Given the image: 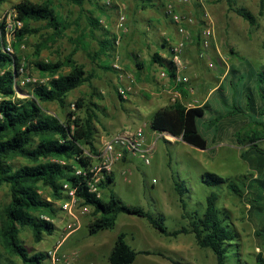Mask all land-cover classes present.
I'll return each instance as SVG.
<instances>
[{"label": "rangeland", "instance_id": "rangeland-1", "mask_svg": "<svg viewBox=\"0 0 264 264\" xmlns=\"http://www.w3.org/2000/svg\"><path fill=\"white\" fill-rule=\"evenodd\" d=\"M23 1L50 4L66 24L71 26L62 38L54 43L48 42L39 58L35 54L37 45L43 44L52 34L43 27V24H31L32 28L42 29L38 35L27 36L16 46L17 41H12V54L21 58L23 68L17 84L24 91L18 89L17 97H28V85L47 83L50 80L48 75H43L34 67L33 62L64 60L78 49L74 59L89 73H95L92 85L86 84L73 91L68 96L66 109L56 103L44 104V107L64 120L69 109L75 110L78 98L82 97L88 102L92 100L94 93L101 94L102 99L95 97L96 102L101 106L98 112L100 119L96 137L99 149L109 136L121 133L129 126L132 130L136 128L129 123L119 125L124 108L129 109L132 103H140V106L148 109L150 98L145 97L148 94L145 88L151 85L152 79L146 69L152 64L151 57L155 52H162L166 58H169L170 48L181 39L176 26L168 16L169 7L194 19L195 22L188 26L193 37L183 54L182 76L189 80L184 86L189 96L182 101L187 107L211 105V99L207 96L216 84L215 78L223 77L229 68V76L232 75L231 79L235 81L236 86L234 97L232 95L223 98L218 95L213 98L218 109H215L213 113L208 110L206 117L200 122L202 135L208 141V149L204 151L179 141L180 139L173 138L174 142H170L169 135L157 133L152 136L150 118L159 108L148 109V111L145 109L137 118L131 114L132 110L128 111L127 121L131 120L137 126L146 124L144 126L146 138L151 137L149 144L154 140L156 143L150 165H146L139 158H133L128 165L125 162L113 165L115 183L112 189L123 203L143 208L159 219L171 232L189 225V220L182 216L183 208L174 188L176 180L184 182L187 188L184 199L186 211L189 213L194 210L203 211L207 197L212 193L220 194V204L228 212L239 236L237 251L228 255L227 264H253L256 254L262 249L259 248L262 242L255 236L256 230L262 225L249 217V206L244 200L231 195L224 186L206 185L204 175L209 172L236 179L252 171L264 169V157L261 160L260 154L247 153L250 146L238 145L234 137V134L241 132L242 129L253 131L260 129L261 126L256 125L253 120L264 122V116H260L259 113L263 107L260 95L264 97V84H259L256 76V73L264 72V10L262 13L261 0H232L233 9H244L257 18V25L254 27L234 12L226 0H152L154 5L146 9L142 6V0H92L86 1L82 7L66 0H7L0 9V18ZM101 6L103 11L100 10ZM123 15L126 17L125 31L120 27ZM88 16L97 18L101 22L102 31H96V35L98 38L103 37V40H110L111 57L103 56L97 62H93L92 55L100 47L98 40H95L91 34ZM208 25H213L215 28V38L212 40L208 57L202 59L200 58L201 46L197 38ZM210 62H214L212 67L209 66ZM100 65L113 67L114 71H105ZM153 65V69L158 73L156 76L160 77L162 69L159 65ZM235 70H242L247 82L238 83L237 77L241 73ZM69 71V68H65L62 72L66 74ZM253 73L254 78L251 77ZM121 74L125 77L122 82L127 86L126 88L132 86L129 92L130 102H127L124 97L123 99L119 97V87H123L120 80ZM126 76L132 79H127ZM202 81H204L203 86L200 84ZM245 86L246 97L244 98L243 95H239L238 89ZM186 88L191 89L192 92ZM247 97H250L252 101H247ZM243 102L249 104L248 117L227 119L220 124L226 125L229 122V125L213 127L215 125L211 119L218 115L215 111L226 113L232 109L233 105L243 108L245 107ZM253 105L256 111L252 110ZM208 130L210 131L207 132ZM214 136H216L215 139ZM257 146L264 151V140L258 142ZM19 163L25 162L21 160L16 162V164ZM124 171H131V173L124 176ZM102 193L103 198H106L109 191L106 189ZM41 194L43 198L52 201L49 189L42 188ZM8 202L9 190L3 187L0 189V211ZM55 203L56 216H42L55 224L56 231L52 236L45 237L43 242L37 244L29 230L26 229L22 233V239L32 253H47L48 257L44 264H50L51 254L60 244L57 256L73 258V254L81 250L80 244L84 243L86 246L94 242L102 245L106 237L109 239V244H103L99 253L100 261L109 264L106 257L110 251V245L112 247L121 233L126 234V241L135 250L151 252L150 255L140 254L134 264H174L169 258L181 264H217L215 255L210 250L200 248L193 235L167 237L155 230L146 219L136 216L122 214L118 218L115 229L91 236L88 232V225L94 219L91 209L88 214L80 218V229L68 237L71 238L77 234L80 243L73 244L71 241L69 243L67 239L63 244L62 241L66 236V233L62 232L65 214L61 208V202L55 201ZM84 249L86 250V247ZM157 253L165 256L157 255ZM81 255L83 253L75 254L76 262H79Z\"/></svg>", "mask_w": 264, "mask_h": 264}, {"label": "trees", "instance_id": "trees-1", "mask_svg": "<svg viewBox=\"0 0 264 264\" xmlns=\"http://www.w3.org/2000/svg\"><path fill=\"white\" fill-rule=\"evenodd\" d=\"M6 1L0 0V9ZM66 1L82 7L86 1L92 0ZM226 1L232 8V0ZM142 2L145 9L154 5L152 0H142ZM14 9L17 11L18 19L23 22V28L17 32L15 46L25 37L41 33L42 29L32 28V23L43 24V27L52 33L43 44L37 45L35 52L37 58L48 42L54 43L62 38L71 26L66 24L48 3L23 1L15 5ZM100 10L103 11L102 6ZM233 10L251 27L257 25V18L252 13L244 9ZM263 10L264 0H261L262 13ZM87 20L91 34L95 40H98L100 47L92 55L93 62H97L103 56L111 57L110 40H103V37L98 38L96 35V31H102L101 22L90 16ZM5 33V24L0 22V189L7 187L9 190V202L0 211V264H44L48 257L47 253H32L23 241L22 233L26 229L29 230L37 244L55 233V224L42 216H56L55 201L64 199V185L76 189L77 196L83 201L82 206L90 207L92 210L94 219L88 225L91 236L115 229L122 214L136 216L146 219L164 236L177 238L180 235H193L200 248L210 250L215 255L217 264H227L228 255L237 251L239 236L228 212L220 204V194L209 195L203 211L194 210L189 213L186 211L184 199L187 188L184 182L176 180L174 188L183 208L182 216L189 220V225L171 232L159 219L143 208L122 202L112 189L115 183L113 172L105 176L99 184L101 197L89 192L87 175L77 172L82 170L85 173L93 163L91 156L97 155L99 151L96 137L100 119L98 112L101 106L96 102L95 97L102 99L101 94L94 93L92 100L88 102L82 97L78 98L75 110L69 109L64 120L57 114L51 113L44 104L56 103L66 109L68 96L86 84L92 85L95 73H89L74 59L78 49L64 60L57 62L35 61L32 63L34 67L43 75H48L50 80L47 83L28 85V97L19 98L17 90L22 88L17 82L22 68L21 58L6 51ZM197 40L202 51V33ZM170 55L166 58L162 52H155L151 57V63L159 65L175 85L176 68L171 48ZM138 66L141 67L139 64ZM100 67L105 71H114L110 66L100 65ZM65 68L70 69L66 74L62 72ZM256 76L259 84H264V72L256 73ZM184 86L185 84L177 86L183 95V100L189 96ZM260 96L263 110L259 113L260 116H264V97ZM119 97L122 99L120 94ZM247 99L252 101L250 97ZM208 110L214 112L208 104L203 107L188 108L183 101H177L151 116L150 129L159 134L172 135L204 151L208 149V141L202 135L200 122L204 120ZM252 110L256 111L254 105ZM215 113L218 115L211 120L216 127L228 117L249 115L244 114L236 105L226 113L216 111ZM253 121L261 128L254 131L242 129L241 132L234 134V137L238 145L250 146L247 153L256 152L261 155L262 160L264 151L260 150L257 144L264 140V122ZM215 126L213 127L216 128ZM20 160L25 163L16 164ZM204 182L209 186H224L231 195L247 203L250 218L263 223L255 232V236L262 242L259 244V248L262 249L256 254L253 264H264V169L252 171L236 179L208 172L204 175ZM42 188L50 190L52 201L43 198ZM106 189L109 193L103 198L102 192ZM126 237L125 233L117 237L109 256L111 264H134L140 254H151L148 251L135 250L126 241ZM157 255L165 256L162 253ZM169 259L174 264H181Z\"/></svg>", "mask_w": 264, "mask_h": 264}, {"label": "built area", "instance_id": "built-area-1", "mask_svg": "<svg viewBox=\"0 0 264 264\" xmlns=\"http://www.w3.org/2000/svg\"><path fill=\"white\" fill-rule=\"evenodd\" d=\"M168 16L171 18L173 24L177 28V32L181 37L180 41L171 47V53L173 56V63L176 68L175 78V90L171 103L183 100L181 91L177 88L180 84H187L189 80L182 76L183 71V54L187 48L189 42L192 39V33L189 30L190 25L195 21L192 17L186 14H180L172 7H169ZM126 17H121L120 27L125 31ZM0 22L5 24V39H6V51L10 54L13 53L12 41L16 40L17 32L23 28V22L18 19V14L15 9L10 12H6ZM203 35V50L200 53V58H207L208 51L211 47V42L215 38V28L213 25H208L202 31ZM214 62H210L209 66L212 67ZM115 67H118L115 65ZM23 70V68H21ZM160 76L162 78H168V75L163 71ZM121 78L124 77L122 74ZM129 77V76H127ZM189 89V88H186ZM132 90V86L126 89L120 88V94L125 96L128 91ZM192 92L191 89H189ZM188 108H193L189 105ZM154 152V146L147 143L146 133L144 128H138L135 130H126L124 132L109 136L103 141L101 148L97 155L91 156L93 159L92 165L84 173L82 170H78V174L87 175V187L90 193L97 194L101 197L99 184L104 180L105 176L111 174L112 167L117 162L123 161L128 156L131 158L142 159L146 165L151 164V157ZM61 208L65 214V222L63 226V233H66L65 238H68L73 233L78 231L81 227L80 218L90 212V207L82 206V200L77 196L76 189L64 185V199L60 201ZM49 221V220H48ZM60 246L51 254L50 264H74V257L59 258L57 256ZM74 255V254H73ZM75 256V255H74Z\"/></svg>", "mask_w": 264, "mask_h": 264}, {"label": "crops", "instance_id": "crops-1", "mask_svg": "<svg viewBox=\"0 0 264 264\" xmlns=\"http://www.w3.org/2000/svg\"><path fill=\"white\" fill-rule=\"evenodd\" d=\"M163 55V54H162ZM235 67V66H234ZM154 68V65H152V64H150L148 67H147V74L148 75H151V79H152V83H151V85H149V86H147L146 88H145V91L148 93L147 95H145V97L147 98V99H149V105L147 106L148 107V109H154V108H159L158 110H160V109H163V108H165V107H167V106H169L170 104H172L171 103V100H172V98H173V95H174V88H175V86H174V82L173 81H170L168 78H162L161 76L159 77V76H156L158 73H157V71L155 70V69H153ZM236 68V67H235ZM198 69V68H197ZM230 69V68H229ZM228 69V71H226V73L224 74V76L223 77H220L219 79H217V78H215V82H216V84H215V86L210 90V93H209V95L207 96V98L208 99H211V107L215 110H217L218 108H217V105H216V103H215V100H213V98H216L218 95H220V96H222L223 98H227V97H230V96H232L233 95V97H234V94H235V91L234 90H236V86H235V81L234 80H232L231 79V77H232V75H231V77L229 76V73H230V70ZM237 69V68H236ZM233 71H234V69H233ZM235 71H237V72H240L241 74L237 77V81H238V83H241L242 81L245 83V82H247V80H246V78H245V73H243V72H241L242 70H235ZM163 72V70H161L160 71V73H162ZM249 72L250 73H252L251 72V70L249 69ZM254 74V73H253ZM121 76V75H120ZM251 76V75H250ZM159 77V78H158ZM252 78H254V76L252 75L251 76ZM126 78L127 79H132L130 76L129 77H127L126 76ZM124 79H125V77H120V80H121V82L122 81H124ZM202 80H204V78L202 79ZM131 81H133V80H131ZM250 81V80H249ZM248 81V82H249ZM122 84H123V87H119V89L120 88H124V89H126V87L127 86H125L124 85V82H122ZM130 84V83H129ZM202 86H203V84H204V81H202L201 83H200ZM143 87V86H142ZM246 88V86L245 87H243V88H239L238 89V91H239V95H245V92H244V89ZM248 90V89H247ZM140 91V90H139ZM130 91H128L127 93H126V95L125 96H122V99H123V97L125 98V100L127 101V102H130L131 101V99L129 98V96H130V93H129ZM136 93V92H135ZM137 94L139 95V92L137 91ZM246 97V95L244 96V98ZM206 98V99H207ZM125 103V102H124ZM206 103H207V100H206ZM244 103V106L246 107H243V108H241L242 109V111L244 112V114H248L249 112H248V108H247V102H243ZM134 104L135 103H132L131 105V108H124V110H122L123 112H122V119H121V121H120V123H119V125H122V124H126V123H129V125H134L136 128L135 129H138V128H144V126H146V124L144 125V126H137L136 124H134L133 123V121L131 122V120H129V121H127V114H128V111L130 112L131 110L132 111H134V112H132L131 111V114L133 115V116H135L136 118L139 116V114H140V112L142 113L145 109H147L146 107L144 108V107H142V106H140L141 104L140 103H137V104H135V106H134ZM200 107H203V106H200ZM148 109H147V111H148ZM157 110V111H158ZM263 110V107H261V111ZM260 111V112H261ZM154 114V113H153ZM152 114V115H153ZM151 115V116H152ZM232 118H235V117H228V118H226V119H223L221 122H223V121H225V120H227V119H232ZM235 121V120H234ZM221 122H219L218 124H217V127H221V126H223V127H225V126H227V125H229V122H228V124H226L225 125V123H223L222 125L220 124ZM230 123H232V122H230ZM110 125V124H109ZM118 125V126H119ZM112 127V126H111ZM216 127V126H215ZM112 128H114V126L112 127ZM116 128V127H115ZM130 128V129H129ZM132 127L131 126H129V127H127V128H125L124 129V131H126V130H132L131 129ZM135 129H133V130H135ZM124 131H122V132H124ZM155 134H157V132H153V134H152V136H154ZM165 136H168L167 134H164ZM168 138H170L171 140H169L170 142H174L173 141V138H175V137H172V136H170L169 135V137ZM177 139V138H176ZM151 141V137H149L148 136V139H147V143L149 144V142ZM179 141H181V140H179ZM155 140L150 144L151 146H154L155 147ZM132 159L133 158H131V157H127L126 158V160L125 161H121V162H117V164H124V162L126 163V165H128V164H130L131 163V161H132ZM113 173H114V170H113ZM131 173V171H124L123 172V175L124 176H126L127 174H130ZM261 225H263V223H261V222H259ZM68 239V241H69V243H70V241L71 242H73V244L74 243H77V244H79L80 243V238L78 237V235L76 234V235H74V236H72L71 238H65L62 242H63V244H64V242L66 241ZM117 239V238H116ZM78 240V241H77ZM108 241H109V239L106 237V239L104 240V242L102 243V245L103 244H109L108 243ZM116 241V240H115ZM115 241H114V244H115ZM62 244V245H63ZM114 244L112 245V247H111V245H110V251H109V253H108V255H107V257H106V259L108 260V263L109 264H111L110 262H109V256H110V254H111V252H112V250H113V247H114ZM61 245V244H60ZM59 245V246H60ZM102 245L100 244V245H98L97 243H94V242H91V243H88V245L86 244V246H85V244L84 243H82V244H80V251H79V253H74V255L76 254V255H78V254H80V253H83V255H81V258H80V260H79V262H76L77 261V257L76 256H74V262H75V264H104L103 263V261H100V253H99V251L101 250V248H102ZM86 247V250L84 249ZM87 248H88V250H87ZM75 252V251H74ZM67 253V252H66ZM138 258V257H137ZM148 258V257H147ZM106 260V261H107ZM137 260V259H136ZM136 262V261H135ZM134 262V263H135Z\"/></svg>", "mask_w": 264, "mask_h": 264}, {"label": "water", "instance_id": "water-1", "mask_svg": "<svg viewBox=\"0 0 264 264\" xmlns=\"http://www.w3.org/2000/svg\"><path fill=\"white\" fill-rule=\"evenodd\" d=\"M170 136H172V135H170ZM173 137V136H172Z\"/></svg>", "mask_w": 264, "mask_h": 264}]
</instances>
